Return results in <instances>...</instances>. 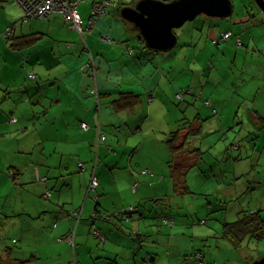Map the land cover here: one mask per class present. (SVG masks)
I'll list each match as a JSON object with an SVG mask.
<instances>
[{"label":"crops","instance_id":"crops-1","mask_svg":"<svg viewBox=\"0 0 264 264\" xmlns=\"http://www.w3.org/2000/svg\"><path fill=\"white\" fill-rule=\"evenodd\" d=\"M100 1L78 3V11L86 24L85 31L79 33L58 13L21 25L19 21L24 18V10L18 0H0V254L5 253L3 263L17 264L13 260L20 257L23 261L31 260L24 264H199L193 255L202 251L193 248V253H188L182 249L177 244L179 239L174 231L177 221L185 215L178 212L183 207L174 202L186 194L175 193L169 168L168 174L167 170L158 172L159 177L144 175L143 170L154 168L155 160L151 158L152 165L146 168L133 156L143 145L159 149L163 140V137L158 140L159 135H167L164 128L144 129L153 114H159L160 108L167 106V100L171 98L168 91H160L161 82H165L171 91L173 82V99H177L180 92L178 76L172 79L171 75L178 69L177 54L173 57L164 54L161 58V54H149L137 40V34L128 30L122 21L121 11L114 8L110 15L99 17L88 29L93 4ZM134 1L125 0L122 4L124 7L133 6ZM247 5L249 10L253 6ZM248 9L244 12L247 16H233L223 24V33L232 34V38L227 40L231 43L226 44L223 50L225 60L221 66L226 69L233 67V62H226V57H230L228 52L236 50L232 45L238 37L244 47L248 46L247 49L253 44L259 52L264 51V44L261 47L255 44L264 41V38L253 35V31L254 34H262L260 28L264 25H248L253 20ZM15 24L12 37H36L35 43L17 49L10 41L4 40L2 33ZM219 25H213L215 31ZM176 34L178 41L179 38L189 40L195 36L196 29ZM208 35V38L213 36L214 43L215 37H220ZM110 36L118 39V45L110 43ZM186 46L190 45L184 44L182 50ZM130 50H134L132 60L140 58L137 64L141 67L137 72L139 66L134 69L135 65L130 60L133 67L122 68L120 76H117L124 78V87H113L111 84L115 77L112 76V67L117 63L113 56L121 54L127 57L125 52L129 54ZM91 56L98 67L96 81L86 67ZM147 58L157 63L160 72L158 85L150 93L144 91L143 85L151 81V78L147 79ZM163 61L168 62V77H165L166 71L161 67ZM31 72L36 74L35 80L29 78ZM211 75L205 87L200 75L196 84L193 76L191 87H183L190 91L183 102V109L194 108L192 102L199 96L198 89L201 87L204 91L210 80L224 82V77L211 79ZM92 86L98 87L99 99L91 94ZM122 92L139 94L140 103L133 108L115 110L112 102ZM160 98H164L163 104H158ZM214 114L210 112V115ZM181 119H176L178 125ZM186 121L199 122L201 135L195 139V146L203 152L199 164L207 163L208 158L203 151L205 134L222 130L223 122L203 117L199 111L195 118H186ZM83 122L89 125L88 130L83 129ZM176 122L174 125H177ZM100 123L107 140L101 143L97 152V126ZM171 126L172 123L167 128L172 130ZM164 143L170 153L166 141ZM224 157L219 158L218 155L219 159H214L218 170L225 163H233L234 166L238 163L240 166V158L229 162ZM95 160H98L96 167ZM170 160L171 156L165 159L167 164ZM80 162L85 164L84 171L79 167ZM11 171L16 172V177ZM93 171L100 183L99 203L104 210L116 212L134 207L137 212L132 222L123 219L106 221L94 216L97 191L95 194L89 192ZM212 177L217 175L213 173ZM225 188L221 186L218 192ZM48 190L51 196L46 198ZM167 197H170L168 202L162 201ZM155 200L158 202L155 203ZM211 208L203 204L190 209L203 230L195 238L203 242H207L212 234L223 239L222 228L212 224L214 229H210L207 220L200 219L203 218L202 212H209ZM76 210L81 211L79 222L67 216L68 211ZM140 213H143V218ZM164 219L174 224L164 225ZM169 226L170 233L167 232ZM93 229H98L105 236V244H98ZM73 230L75 242L72 244L67 237ZM205 255L211 261L209 255Z\"/></svg>","mask_w":264,"mask_h":264},{"label":"rangeland","instance_id":"rangeland-1","mask_svg":"<svg viewBox=\"0 0 264 264\" xmlns=\"http://www.w3.org/2000/svg\"><path fill=\"white\" fill-rule=\"evenodd\" d=\"M87 1L82 0L84 3ZM117 1L123 3L125 0ZM233 1L235 5L234 17L241 14L247 16V14H244L245 9H248L247 4H253L252 8L248 9V13L253 18L252 22L250 21L248 25H255L256 27L264 25V14L253 0ZM226 20L199 16L194 21L188 22L176 30L177 33H180L181 31L187 32L196 29L194 37H190L189 40L179 38L177 46L166 53H152L147 50L149 54H161L159 55L160 58L164 54H171L172 57L177 54L178 69L176 73H171V75L173 76L172 79L178 76V91H181L184 86L191 87L193 76H195L194 83L196 84L200 80L198 75L202 76L203 80L201 83L204 87L206 86V82H208L210 74H212L211 79L224 77V82L221 83L219 81L214 83L213 80H210L207 84L208 87L204 91L200 87L198 89L199 98L197 97L196 101L192 102L194 108L190 107L186 109H183L185 104L183 102L185 100L182 102V100L173 99L175 95L173 82L172 91L166 87L165 82H161L160 91L162 93L168 91L172 99L167 100V106L160 108L162 110L159 111V114L158 112L153 114L144 130H162L164 128L167 135L165 133H161L163 136L159 135L158 140L163 137L159 149L143 145L133 156H135L136 161L138 160L141 163L140 165L146 168H150L152 165L151 158H153L155 160L154 168H151L152 170L150 171L155 176L159 177V173L162 170L164 172L167 170L166 173L168 174L165 159L167 156H171V154L168 152L164 142L171 131L173 132L177 126L180 127L176 119L187 118L191 120L196 117V113L199 111L203 117L208 116V119L216 118L217 121H222V130L211 135L208 132L205 134L203 151L208 158L207 163L203 162L199 166L193 167L187 175L191 193L185 195L184 198L178 197L174 202L183 207L178 212L185 214L180 218L181 221H177L175 224L174 231L177 233L179 239L177 244L182 249L187 250L188 253H193V248L197 251L200 250L203 255L208 254V259L217 264H253L255 260L264 256V240L260 243L250 241L251 243H246L245 247L241 249L235 248L228 240L218 238L215 234H212V237L207 242H203L202 239L195 238L203 233V230L201 231L200 229L202 225H199V220H194V215L190 212L192 207L197 208L203 204H207V206L212 207L211 211L202 212L203 218L200 219L207 220L210 229H214L213 224L217 228H222V230L223 223L237 220L241 211L255 209L261 211L264 216V51L259 52L253 44L250 49H247L248 46L235 47L237 42L234 41V45L232 46L236 50L233 49L231 52H228L230 57H226L228 58L226 62H233V67L230 66V69H226L221 66L222 61L225 60L223 58V50L226 44L231 42L221 41L218 44L214 43L212 40L213 36L208 38V34L220 36L225 31L223 24ZM204 21H206L205 24L203 23ZM215 24H221L216 28L217 31H215V27L213 26ZM260 30L262 34H258L257 32L254 34L253 31V35L254 37L255 35H259L263 39L264 28H260ZM222 37L223 35L215 38L220 41ZM245 37L247 38V36ZM246 38L243 39L244 42H246ZM110 39V43L113 42V45H118L117 38L110 36ZM6 41L8 42L9 40ZM259 42H255V44L261 47L264 41L261 40ZM184 44L190 46H186L182 50ZM136 51L139 52V49ZM238 53H240V56L236 57ZM125 54L127 57L121 54L113 56L117 60V63L112 67V76L115 77L111 84L113 87L117 85L124 87V78L117 76H120L119 71L122 68L133 67L130 60L135 65L134 69L139 66L137 72L141 67L137 64L140 58L132 60L134 55L126 52ZM147 59L149 60L146 65L147 79L151 78V81L144 82L143 85L145 87L144 91L150 93L154 92L152 89L155 90V87L158 85L160 72L157 63L151 58ZM167 63L165 61L161 63V67L166 71L165 77L169 76ZM154 65H156V69H154ZM184 68L185 71L183 72ZM229 71L231 74H228ZM185 77H187V82H185ZM169 86L170 84L168 83ZM163 99L160 98L158 104H163ZM207 101H209V105L206 104ZM204 107L208 108V110ZM182 110L184 111L183 113ZM210 112H215V114L210 115ZM174 120L177 125H174ZM170 123H172V130L167 128ZM146 135L148 136L147 133ZM193 145H195V140ZM232 147L236 150L232 149ZM218 155L219 158L225 156V160L229 162H233L234 158H240V166L238 163L235 166L233 163H225L222 164L221 170L224 171L222 172L218 170V164L214 161L215 158L219 159ZM1 156L0 154V158ZM210 160L213 162L210 163ZM213 173L217 175L216 178L212 177ZM136 186L137 183L135 184ZM221 186H225L226 188L218 192ZM169 231H171L170 226L167 229L168 233H170ZM93 236L98 241V244H105V241H101L95 235ZM189 248L191 250H188ZM205 258L207 259L206 255Z\"/></svg>","mask_w":264,"mask_h":264},{"label":"trees","instance_id":"trees-1","mask_svg":"<svg viewBox=\"0 0 264 264\" xmlns=\"http://www.w3.org/2000/svg\"><path fill=\"white\" fill-rule=\"evenodd\" d=\"M105 0H102L100 2H95L93 4V7L96 4H100ZM109 2H111L113 4V6L109 7L108 12L106 15L102 16V17H106L108 15L111 14V11L114 9L116 10H120L124 7V5L117 1V0H107ZM138 0L134 1V4L137 2ZM169 1V0H168ZM24 16H25V11L23 12ZM92 14H93V9H92ZM91 14V17L93 16ZM90 17V18H91ZM99 17H96V20ZM43 19V18H42ZM122 21L125 22L126 26L128 27V30H130L132 33H136L137 34V40L142 43V45H144L146 50H149V48L145 45L144 41L142 40L137 28L132 24V23H128L129 25H127L126 20L124 21V19L121 17ZM31 20H39V19H31ZM29 20L28 23L31 21ZM27 24L26 22H24V19L22 18L19 21V24L23 25V24ZM70 24V23H69ZM84 25H86L84 23ZM16 24L11 26L10 28H8L5 32L2 33V37L5 38L6 40H9L12 44V47L17 48V49H22L26 46H30L32 44L35 43L36 41V37H31V36H24V37H17V36H13V28H15ZM71 26V25H70ZM8 32H10L8 34ZM176 32V30H175ZM230 33V32H228ZM8 34V35H7ZM225 33H223L222 35L224 36ZM231 34V33H230ZM8 36V37H7ZM232 38V34L230 35V37L228 39H224V37H222L219 40H216L215 43H219V42H224L227 41L229 39ZM109 41L111 40L108 37ZM237 45L238 46H243L244 43L242 41V39L240 37L237 38ZM240 42V43H239ZM132 49V48H131ZM134 50H130V54L133 53ZM152 53H157L154 51L149 50ZM87 69H89L92 78L95 80L97 77V73H98V67L94 61V58L91 56L90 61L87 63ZM30 74H33L35 77L34 79L31 80H35L36 79V74L34 72H31ZM29 74V76H30ZM30 78V77H29ZM96 81V80H95ZM90 92L93 95H96L99 99V92H98V87L97 86H92L90 88ZM183 93V99H179L177 97L178 100H182V102L185 100V97L188 93H190L189 90L186 89H182L178 94ZM177 94V96H178ZM140 103V95L139 94H135L134 92H122L119 96V98L112 102L113 107L115 108V110L117 111H121L123 109H127V108H133L134 106L138 105ZM207 103L209 104V102L207 101ZM13 121H17V119H13ZM87 124L86 122H83L81 125L83 127V124ZM88 125V124H87ZM98 128V137H97V152L99 150V146L101 145L102 142H105L107 140V136L103 131L102 125L101 123L98 124L97 126ZM83 129H85L83 127ZM89 129V125L88 128L85 130ZM201 135V127L199 122H187L186 118L181 119L180 121V127L169 134V136L166 139V144L170 150L171 153V160L169 161L168 168L170 171V178L173 182V186H174V191L176 192H180L182 195H187L191 193V190L188 186L187 183V175L189 173V171L196 165H199V161L202 159L203 156V152L201 151L200 147H196L195 145H193V142L196 138H198ZM101 136L104 137V139H101ZM196 160V161H195ZM80 164H84L82 162L79 163V167L84 171L85 170V164H84V168H82L80 166ZM95 167L98 164V160H95L94 162ZM94 167V170H95ZM12 172V171H11ZM13 177H16V172H12ZM95 174V176L98 179V176L96 175L95 171H93L92 177ZM142 174L146 175L149 174L150 176L153 177H157L155 176V174H153L149 169L143 170ZM91 177V179H92ZM46 180V178H45ZM99 182V180H98ZM100 188V183L99 186L97 188V195L95 197L96 204H95V211H94V216L97 217L99 216V218H102L104 220H108V221H112V219H120V220H126V221H131L133 220V216H135V213L137 211H135L134 207H130L127 208L126 210L123 211H116V212H111L109 210H104V207L102 206L101 203H99V191L98 189ZM89 192L94 193L95 191H91L90 187H89ZM91 195V194H90ZM89 195V196H90ZM51 196V191L48 190L47 194L45 195L46 198H49ZM170 197L164 198L162 201H166L168 202L170 199ZM158 202L157 200H155V203ZM135 211V212H134ZM71 216L73 218H75L78 222L81 219V211L76 210V211H68L67 212V216ZM239 217L237 220L233 221V222H225L223 223V231H222V238H224L225 240H228L232 246H234L237 249H241L242 247H245L246 243H249L250 241H254L255 243H260L264 240V216L262 215L261 211L259 210H255L252 209L250 211H241L239 213ZM140 217L143 218L144 215L143 213H140ZM77 222V223H78ZM163 224L164 225H173L169 223V219H164L163 220ZM204 223V222H202ZM93 235L96 236V238H99L101 240H105V236L98 230V229H93L92 230ZM67 240L70 243H74L75 242V230L71 231L70 234H68ZM250 242V243H251ZM247 247V246H246ZM8 249V248H7ZM6 252V251H4ZM3 254H0V264H5L3 263L4 259L2 258ZM195 256L197 262L199 264H205V263H210V264H217L216 262L214 263V261H208L205 256L203 255L202 252H197L195 253V255H193V257ZM199 256H201L202 258H200ZM14 262H16L17 264H24L29 261H23V259H21L20 257L16 258L13 260ZM6 264H10V262H7ZM13 264V262L11 263ZM15 264V263H14Z\"/></svg>","mask_w":264,"mask_h":264},{"label":"water","instance_id":"water-1","mask_svg":"<svg viewBox=\"0 0 264 264\" xmlns=\"http://www.w3.org/2000/svg\"><path fill=\"white\" fill-rule=\"evenodd\" d=\"M264 14V0H254ZM235 11L233 0H138L121 9V17L138 30L149 50L171 51L178 44L175 30L199 16L226 20ZM253 264H264V256Z\"/></svg>","mask_w":264,"mask_h":264},{"label":"built area","instance_id":"built-area-1","mask_svg":"<svg viewBox=\"0 0 264 264\" xmlns=\"http://www.w3.org/2000/svg\"><path fill=\"white\" fill-rule=\"evenodd\" d=\"M80 1L82 0H18L25 11V16L23 18L24 22L27 23L31 19L47 18L53 13H58L70 23L73 29L77 30L79 33H83L85 31L84 20L78 11V3ZM111 6H113V4L107 0L100 4H96L93 8V16L90 18L87 28L90 29L95 24L96 17H102L106 15L109 7ZM9 33L10 32H8V34ZM230 35V33H225L223 37L224 39H228ZM29 77L34 79L35 76L30 74ZM177 97L179 99H183V93L178 94ZM83 127L87 129L88 125L84 123ZM101 139H104V137L101 136ZM80 166L84 168V164H80ZM98 186L99 182L94 174L91 179L90 190L96 191ZM199 257L202 258L201 256Z\"/></svg>","mask_w":264,"mask_h":264},{"label":"flooded vegetation","instance_id":"flooded-vegetation-1","mask_svg":"<svg viewBox=\"0 0 264 264\" xmlns=\"http://www.w3.org/2000/svg\"><path fill=\"white\" fill-rule=\"evenodd\" d=\"M254 1V0H253ZM254 3H255V1H254ZM256 4V3H255ZM257 5V4H256ZM258 7V6H257ZM259 8V7H258Z\"/></svg>","mask_w":264,"mask_h":264}]
</instances>
